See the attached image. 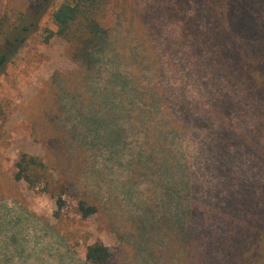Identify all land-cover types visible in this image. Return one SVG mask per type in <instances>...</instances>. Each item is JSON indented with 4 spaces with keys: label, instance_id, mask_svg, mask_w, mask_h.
Listing matches in <instances>:
<instances>
[{
    "label": "rangeland",
    "instance_id": "rangeland-1",
    "mask_svg": "<svg viewBox=\"0 0 264 264\" xmlns=\"http://www.w3.org/2000/svg\"><path fill=\"white\" fill-rule=\"evenodd\" d=\"M63 1L67 0H58V4ZM152 3L165 5L166 1L135 2L142 10L151 8ZM115 9L120 11L121 7ZM104 22L117 28L110 40L111 48L100 54L101 74L91 92L100 89L113 94L117 105L114 111H119L114 127L121 133L113 142L103 145L94 171L82 175L81 189L78 187L81 193L84 189H96L95 197L102 206L99 217L86 221L78 217L73 211L74 197L70 195L59 221L54 216L55 201L39 189H29L25 183L18 187L21 202L15 200L12 179L19 154L44 157L43 144L33 133L40 137L48 133L47 115L51 111L60 114L54 103L51 79L58 71L77 68L65 54V43L58 37L45 43L46 34L34 35L22 45L0 77V101L9 115L0 135V264H90L85 257L86 248L96 241L115 251L110 264H181L178 252L169 253L168 246L171 251L173 246L169 245L166 226L161 221L178 213L184 222L183 212L192 203L197 223L198 218L202 225L206 222L203 227L208 230L205 240L206 248L211 250L209 258L224 259L236 226L248 225L249 220L257 224L264 208V98L236 83L220 65L214 69L215 65L200 60L198 66L192 40L184 47L191 57L179 50L175 61L163 65V78L147 62L144 69L137 62V68L143 69L142 89L149 90V98L156 101L154 114L159 120L169 118L167 107L179 110L187 102L193 110L194 118L187 132L176 131L172 126L165 128L168 124L163 132L157 131L150 118L142 116L140 109L148 104L132 97V85L128 89L127 84L113 81L116 76L126 78L127 82L132 79L129 56L136 44L126 38L125 20H120L113 10ZM40 27L57 31L51 13L43 18ZM182 32L179 23L170 22L164 28L170 40L181 38ZM141 45L144 47L142 41ZM197 47L205 60L224 54L221 47L215 49L218 53L198 44ZM143 53H147L145 49ZM154 55L167 58L158 48ZM123 106L129 112H122ZM136 121L139 123L133 128ZM64 124L71 130L66 121ZM98 131L103 133V128L95 126V133ZM224 132L229 133L226 136ZM84 133L80 126V136ZM152 139H159L156 149L160 162L148 163L149 169L145 158L149 157L148 143H154ZM219 139L227 145L221 151ZM161 149L169 151L159 152ZM141 156L144 165L139 162ZM166 156L170 171L164 167L167 163L161 162ZM213 208H225L224 215L236 219L232 222L237 225L228 226L226 222L220 230L221 226L209 224L206 216ZM153 213L160 223L154 228ZM231 251L232 248L228 253Z\"/></svg>",
    "mask_w": 264,
    "mask_h": 264
},
{
    "label": "trees",
    "instance_id": "trees-1",
    "mask_svg": "<svg viewBox=\"0 0 264 264\" xmlns=\"http://www.w3.org/2000/svg\"><path fill=\"white\" fill-rule=\"evenodd\" d=\"M164 1L166 3L163 6L152 3L149 10H142L136 6V0H67L60 4L58 0H21L19 3L0 0V77L22 45L34 35L46 34L45 43L54 37L60 38L65 43L67 58L77 66L74 71H58L51 79L54 103L58 105L60 114L54 115L55 111H51L47 115L48 133L41 137L36 132L33 133L34 138L43 144L45 156L21 152L15 162L12 182L17 202H21L22 198L18 187L25 183L29 189H39L55 201L57 210L54 216L59 221H62V212L68 207L66 198L70 195L75 202L73 211L82 220L100 216L102 206L95 197L96 189H84L81 193L78 187L81 189V176L94 171L103 145L110 144L121 133V130L114 127L119 111H114L117 105L112 100L113 94L100 89H97L98 92H91V86L97 83V77L101 74L98 67L101 62L100 54L111 48L110 40L117 28L116 25L108 27L104 22L113 10L120 20H125L124 32H128V41L136 44L129 56L132 79L127 82L126 78L116 76L113 81L124 86L127 84L128 89L132 85V97L148 104V107L140 109L142 116H148L156 125L157 131L163 132L164 126L168 124L165 128L172 126L176 131L187 132L194 114L191 105L184 102L179 110L167 107L169 118L159 120L155 116L157 103L149 98V90L142 89L141 72L145 68L144 62L150 64V69L155 68L157 73H161L163 78V65L175 61L179 50L186 54V42L192 40L194 45L191 48L197 55V65L200 60L215 65L214 69L220 65L232 80L264 98V0ZM114 7L121 9L117 11ZM49 13L57 31L40 27L41 21ZM170 22L181 25V38L170 40L165 36L164 28ZM197 44L215 53H218L215 49L221 47L224 54L219 58L216 54L208 60L202 59L201 49ZM157 48L167 58L155 57ZM144 49L147 52L145 55ZM189 56L191 57L190 53ZM137 62L143 67L142 70L137 68ZM138 108L139 105L136 111ZM121 111L129 112L124 106ZM222 111L228 113L224 111V107ZM127 118L134 121L131 115ZM8 119V112L0 101V135L3 134L2 129ZM73 119L77 122L74 123ZM64 121L71 126V130H68L66 124L63 125ZM138 123L139 121L133 122V128ZM221 124H225V121ZM80 126L85 129L82 137L79 134ZM95 126L102 127L103 133L98 131L96 134ZM224 133L227 136L229 132ZM152 141L154 143H148L149 157L145 158L147 167L150 162H160L156 149L159 139ZM218 146L220 151L227 147L225 141L220 139ZM162 151L169 150H159ZM139 162L144 165V156L140 157ZM161 162L167 163L164 164L167 171L171 170L167 156ZM216 209L213 208L206 216L209 224L221 226L220 230L221 224L224 226L226 222L228 226L237 225L233 224L236 219H228L224 215L225 208L223 211ZM195 213L196 207L192 203L183 212L184 222L180 220L182 214L178 213L172 216L173 220L170 216L166 217V221H161L166 226L169 245L173 246L172 251L168 246L169 253L176 255L178 252L181 264H264V208L261 209V220L257 224H252L249 220L248 225L236 226L235 236L228 240L225 258L219 261L209 258L211 250L206 248L205 240L208 230L203 227L206 222L202 225L198 218L197 223ZM153 217L155 219L151 227L154 228L160 223L156 221L155 213ZM230 248L232 251L228 253ZM85 255L90 264H110L114 260L115 251L103 242L96 241L87 246Z\"/></svg>",
    "mask_w": 264,
    "mask_h": 264
}]
</instances>
